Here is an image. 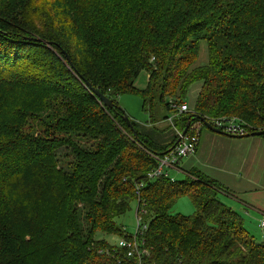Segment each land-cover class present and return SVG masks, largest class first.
I'll return each instance as SVG.
<instances>
[{
  "label": "trees",
  "instance_id": "1",
  "mask_svg": "<svg viewBox=\"0 0 264 264\" xmlns=\"http://www.w3.org/2000/svg\"><path fill=\"white\" fill-rule=\"evenodd\" d=\"M128 93L152 126L173 117L190 134L236 116L247 134L264 129V0H0V264H118L97 234L126 236L117 218L134 202L149 262L264 264L224 184L198 169L148 176L178 134H143L117 101ZM182 196L194 214L171 213Z\"/></svg>",
  "mask_w": 264,
  "mask_h": 264
},
{
  "label": "crops",
  "instance_id": "2",
  "mask_svg": "<svg viewBox=\"0 0 264 264\" xmlns=\"http://www.w3.org/2000/svg\"><path fill=\"white\" fill-rule=\"evenodd\" d=\"M139 129L157 144L166 145L177 133L165 120L155 126L140 125ZM200 139L197 151L182 159L180 170L171 171L187 174L198 169L224 184L231 191L222 194L224 201L242 214L244 226L256 240L264 239V231H256L264 220V136H228L205 128Z\"/></svg>",
  "mask_w": 264,
  "mask_h": 264
},
{
  "label": "built area",
  "instance_id": "3",
  "mask_svg": "<svg viewBox=\"0 0 264 264\" xmlns=\"http://www.w3.org/2000/svg\"><path fill=\"white\" fill-rule=\"evenodd\" d=\"M180 113H185L188 111V103H182L179 106ZM168 122L171 126L176 127L173 124V117L168 119ZM197 126L192 127L193 131L190 134H183V131L176 128L178 134V141L174 144V146L163 155L154 156L157 159V166L151 172H149L148 176L150 178H160V176H169L170 170L179 169V165L184 157H188L195 153L197 149V145L200 141V135L202 129L205 125L203 122L195 123ZM211 124L216 127L221 128L223 131L229 134H237L244 135L246 134V129L239 123V119L235 116L230 119H212ZM144 186L141 182L138 186V190L140 187ZM139 193V191H138ZM139 207V206H138ZM138 207L136 210L137 215V228L136 232L132 234L126 233V236L120 237L118 244L113 245L117 250L121 251V255L118 257V264H154L152 262L147 261V257L149 256V247L145 244V239L142 236L144 234L145 229L147 228L145 222L143 221L142 215L138 212ZM143 211V210H141ZM262 229H264V220L260 222Z\"/></svg>",
  "mask_w": 264,
  "mask_h": 264
},
{
  "label": "rangeland",
  "instance_id": "4",
  "mask_svg": "<svg viewBox=\"0 0 264 264\" xmlns=\"http://www.w3.org/2000/svg\"><path fill=\"white\" fill-rule=\"evenodd\" d=\"M199 51H200V57H199L198 64L199 63H202V64L207 63L209 57H208L207 45H206V41L205 40L201 41L200 50ZM147 80H148L147 72L146 71H142L140 76L135 81L136 86L139 89L145 88L147 86V84H148ZM201 84H202V82H197V83L193 84L190 87V89H189V91L187 93V99H186L187 102H188V110L195 103V100L197 98V94H198V92H199V90L201 88ZM117 99H118L117 101H118L119 105L121 106V108L125 112H127L128 115H130L137 122L138 127L140 125H144V124H147V123L149 124L150 113L143 110V108H142L143 107V100L138 94H136V93L123 94V95H119L117 97ZM157 111H159V113L163 114V115L165 113V111H163V109H161L160 107L157 109ZM203 118L205 119V121H207V122H209L211 124V120H209V119H207L205 117H203ZM191 125H192L193 128L195 126H197L195 124V122H193ZM203 125H205L204 122H203ZM214 127L220 129L221 131H223L219 127H216V126H214ZM205 128L209 129L205 125L204 128L202 129V131H204ZM202 131H201V133H202ZM223 132H225V131H223ZM225 133L228 136H237V137H245L247 135H250V134H247V133L244 134V135L229 134L227 132H225ZM199 144H200V141H199ZM199 144L197 145V149H198ZM197 149H196V151H197ZM185 159H187V158L184 157L183 160H185ZM170 177L174 178V179H185L186 174L178 173L176 171H174V172L171 171L170 172ZM222 198H223V200L226 201V199L224 197H222ZM137 207H138V205L136 204V202L132 203L131 210H129L123 216H120V217L117 218L118 222L125 226L128 234H132V233L136 232V228H137L136 210H137ZM195 209H196L195 205L193 204L191 198H189L188 196H182V197L178 198V200L175 202V205L171 208V213L172 214L181 213V214H184V215H191V214H194ZM261 220H263V218ZM256 231H257V233H259L260 231H262V233H263V231H264V229H262V227L260 225V222H259V227H256ZM97 237L100 238V239L105 238L111 245H117L118 241L120 239L119 236H108V235L101 234V233H98ZM262 239L263 238H257L258 241H263L264 239L263 240Z\"/></svg>",
  "mask_w": 264,
  "mask_h": 264
},
{
  "label": "water",
  "instance_id": "5",
  "mask_svg": "<svg viewBox=\"0 0 264 264\" xmlns=\"http://www.w3.org/2000/svg\"><path fill=\"white\" fill-rule=\"evenodd\" d=\"M89 84V86L91 87V89L94 91L95 95L102 100V102L106 105H111L112 104V100L110 98H108L107 96H105L99 89H96L92 84H90L89 82L87 83ZM126 122L128 124V126L132 127V124H131V118L130 116H126ZM201 121L204 122V124L212 131L214 132H218V133H222V134H226L225 132L221 131L220 129L218 128H215L212 124H210L209 122L205 121V119L202 117L201 118ZM189 124L188 126L185 128V130L183 131V134H186L187 131H188V128H189ZM264 134V129H261V130H256L254 132H252L250 135H255V136H261ZM227 135V134H226Z\"/></svg>",
  "mask_w": 264,
  "mask_h": 264
}]
</instances>
